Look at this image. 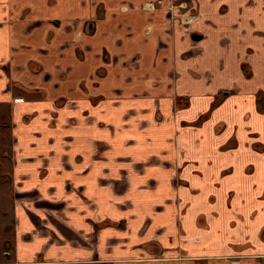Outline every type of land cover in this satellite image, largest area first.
Returning a JSON list of instances; mask_svg holds the SVG:
<instances>
[{"label": "crops", "instance_id": "crops-1", "mask_svg": "<svg viewBox=\"0 0 264 264\" xmlns=\"http://www.w3.org/2000/svg\"><path fill=\"white\" fill-rule=\"evenodd\" d=\"M158 1L0 0V264H264V0Z\"/></svg>", "mask_w": 264, "mask_h": 264}, {"label": "flooded vegetation", "instance_id": "flooded-vegetation-1", "mask_svg": "<svg viewBox=\"0 0 264 264\" xmlns=\"http://www.w3.org/2000/svg\"><path fill=\"white\" fill-rule=\"evenodd\" d=\"M161 2H162L161 0L158 1L159 4H161ZM148 3L153 5V7L156 6L155 2H148ZM182 5L185 6V4ZM179 18H180V23L183 26L184 30L188 31L190 24L196 22L199 19V14L193 13L188 15H181ZM157 252L159 253L160 251Z\"/></svg>", "mask_w": 264, "mask_h": 264}, {"label": "rangeland", "instance_id": "rangeland-1", "mask_svg": "<svg viewBox=\"0 0 264 264\" xmlns=\"http://www.w3.org/2000/svg\"><path fill=\"white\" fill-rule=\"evenodd\" d=\"M6 125H7V123H1V122H0V139H3L4 137H6V136L9 135L8 132H7V133H5V132L2 133V130H1V128H2V129H6V128H5ZM5 134H6V135H5ZM3 135H4V136H3ZM1 143H2V145L4 144V142H1ZM12 143H13V142H12ZM5 146H6V147H5ZM3 147H5V148H4L3 151L1 152L0 157H1L2 159H6V160H8L7 158H8V154L10 153V146H7L6 143H5V145L1 146V149H2ZM7 182H8V181H6V176L1 175V176H0V184L7 183Z\"/></svg>", "mask_w": 264, "mask_h": 264}, {"label": "trees", "instance_id": "trees-1", "mask_svg": "<svg viewBox=\"0 0 264 264\" xmlns=\"http://www.w3.org/2000/svg\"><path fill=\"white\" fill-rule=\"evenodd\" d=\"M153 245H157V243H155V242H152L151 243V246L153 247ZM158 246V245H157Z\"/></svg>", "mask_w": 264, "mask_h": 264}]
</instances>
